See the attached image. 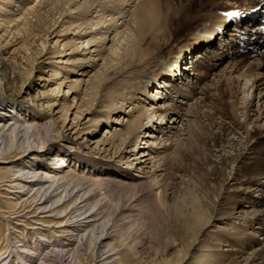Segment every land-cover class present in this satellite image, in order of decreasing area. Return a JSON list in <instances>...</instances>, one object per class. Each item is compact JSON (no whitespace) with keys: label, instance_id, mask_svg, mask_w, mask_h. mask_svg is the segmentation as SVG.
I'll list each match as a JSON object with an SVG mask.
<instances>
[{"label":"bare ground","instance_id":"1","mask_svg":"<svg viewBox=\"0 0 264 264\" xmlns=\"http://www.w3.org/2000/svg\"><path fill=\"white\" fill-rule=\"evenodd\" d=\"M226 1L229 2L225 3L224 0H37L38 4L36 3L37 5L26 11L24 15L14 16V20L9 22L0 21V30L15 32L16 36H20L21 29H26V26L32 23L29 19L31 15L36 21H42L44 14L41 12L44 8L41 5L45 2L50 3L45 11L46 16L56 8L69 10L65 13L61 12L63 17L60 31L63 32L64 29L72 31L70 34L73 42L78 44L71 54L66 55L69 57L55 63L80 66L84 60L94 56L104 60L96 74L93 72L89 80L83 78L87 77L88 71L82 70L83 72H79L81 78L70 82L71 85H68L66 91L62 90L67 86L65 80L52 90V92L58 91L63 98L68 96V99L75 94L72 103L76 104L75 109L78 110L74 113L72 124H69L71 120L67 121L70 106L66 107L62 102L59 104L58 99L50 106L51 110L55 106L61 107L62 111L65 109L62 116L65 117L63 127L65 126L66 130L63 129V136L59 133L57 136L64 138L62 141L71 145L66 146L68 150L75 148L79 134L87 124L92 123L91 125H97L95 128H98L102 117L115 115L112 124L105 132L106 139L90 142L97 145L95 149L99 150V154L102 151V153L110 152L116 147L119 156L130 154L128 159L132 161H128L127 168L117 167L111 162L96 164L95 170L98 173L95 172L94 181L91 182L97 183V186H106L116 180L114 183L131 185L139 180L132 175L135 169L144 176L141 178H151L158 172H166L165 162L171 161L175 164L178 158H181L180 150L184 151L183 149L187 148V142L190 136L192 137L191 128L194 122L191 119L200 115L208 121L206 128L202 127L201 131L206 137L205 141L213 148L212 158L208 160L209 165L220 174L224 171L227 173L232 165L224 181L221 184L216 182L217 186L220 185L218 190L220 193L226 190L225 187L229 190L233 189L235 193L231 201L223 200L222 210L225 216L223 221L248 219V222L256 225L255 232L264 237V168L260 165L264 164V124L259 125L260 120H264V111L260 110L262 113L258 114L257 120H254L251 107L253 93L257 92L260 95L262 92L264 95V42L253 44L257 49L256 52H250L246 56L238 55L237 42L241 39L240 32L247 31L244 26L246 23L234 26L232 32L225 38L213 40L217 31L225 26L222 12L240 9L244 13H250L257 6L262 5V1ZM231 1L233 2L230 3ZM0 3V13L3 14L7 12V6L12 5L13 2L0 0ZM210 3L212 4L209 5ZM68 16L75 20V23H68L65 20ZM67 23L68 27H66ZM57 33L60 34L55 32L54 35L58 36ZM246 35L249 36V33ZM60 36L63 38L64 35ZM88 37L90 40L87 39ZM78 41L80 42L77 43ZM70 44L65 43L63 47ZM55 45H60V42L57 41ZM40 46L45 52L47 46L45 39L40 42ZM81 48L82 50L78 52ZM222 49L226 50L227 55L221 51ZM77 52L79 57L73 55ZM230 55L237 61H234L235 63L229 61L228 67L225 66L217 71L226 58H231ZM210 65L213 67L210 68ZM93 68L97 70L96 67ZM113 73L116 74V80L121 79L116 82V87L113 85L107 88L109 83L112 84ZM52 76L56 80L61 79L57 73ZM209 79L210 82L206 83ZM191 81H196L197 86L194 92L191 91L192 94L187 90L192 84ZM203 83L206 84L202 86ZM83 86L86 87L84 90L86 96L79 102L76 93L81 91ZM165 92H168L169 96H165ZM197 94L199 100L197 98L196 101L188 104L187 100L191 101ZM91 99L94 101L90 102ZM98 103H102L100 110L95 108ZM184 105L188 106L183 107ZM86 107L88 108L83 109ZM59 112L62 113L57 111V114ZM93 114H96L98 119H91L89 115ZM169 114H172L170 121L166 119ZM33 116L34 114L31 115L26 110L14 108L11 110L4 107L0 109V165L8 164L7 170L11 174L1 190L15 209L33 211V225L26 229L35 231L33 232L35 236L37 234L48 243L51 238H48L45 229L60 230L58 236L65 237L66 243L65 246H60L61 254L54 256L52 254V257L61 256L60 260L65 262L71 259V263L76 259L78 264H84L82 251L85 243L92 244L97 230L107 225L105 199H99L92 187L83 188L81 179L73 175L71 168L74 167L85 170L89 168V172L94 169L80 158L83 152L78 150L80 155L76 156L72 151L62 150L56 142H54L56 145L54 143L47 145L41 129L46 130V134L50 132L53 134L56 124L54 121L43 124L38 117L32 119ZM226 119L229 122H226ZM152 122L158 126L151 127ZM125 127L126 130L123 131L122 128ZM144 130L146 134L141 145L131 148ZM95 131L97 132V129ZM91 133L93 131L88 134ZM53 141L56 139L53 138ZM118 141L120 143L117 145ZM107 146L110 148L106 149ZM251 155L256 157L252 164L247 165L246 160ZM242 165L244 174L247 172L248 177L245 176L246 174L238 175ZM138 166L141 167L136 168ZM176 178L180 179L181 176L177 175ZM260 196L263 197L259 200ZM243 201L252 204L256 210L253 216L244 210L235 213L237 209L242 208L240 204ZM15 232L19 234L18 247L11 249L8 244L3 247L0 239V258L10 251L19 258L20 263L26 264L30 261H25V255L28 252L30 255L39 252V246L30 247L21 240L27 237L24 236L26 231ZM53 232L52 236L55 230ZM10 237L12 236L7 235L5 242H9ZM103 240L106 239L102 238L101 244H104ZM251 241V246L264 245V238L262 243L259 239ZM54 248L53 246L51 253L55 252ZM100 248H103V245ZM111 251L108 250L100 256V264L114 263ZM255 253L253 261L264 256V248L262 247L259 253ZM5 259L1 260L0 264H3ZM47 263L56 264L54 259L48 260Z\"/></svg>","mask_w":264,"mask_h":264},{"label":"rangeland","instance_id":"2","mask_svg":"<svg viewBox=\"0 0 264 264\" xmlns=\"http://www.w3.org/2000/svg\"><path fill=\"white\" fill-rule=\"evenodd\" d=\"M10 1L13 3L7 6V12L0 13L1 22L14 20V16H22L26 11L38 4L37 0ZM18 1L21 2L17 3ZM224 2L228 3L229 1L224 0ZM49 4L45 2L41 5L44 8L41 12L44 14L41 18L42 21H36L35 18L33 19V15H31L29 19L30 21L32 20V23L26 26V29H21L20 36H16L15 32L0 30V109L4 107L5 109L11 110L14 108L29 111V114H34L32 119L38 117V120L43 124H47L48 122L50 124L54 121L56 126L53 134L51 132V134H46V130L41 129L47 145L56 142L62 150L72 151L76 156L80 155L77 152L80 150L83 152V156L80 158H82L84 163L91 166L90 168L93 166L94 169L90 172L89 168L86 170L76 167L71 168L73 175L81 179L83 188L91 189L90 187H92L93 192L99 196V199H105L104 211L107 225L105 228H99L97 230L92 244L85 243L82 251L84 254L82 257L83 263L100 264V256L112 249L113 251L110 253L113 255V264H264V256L253 261L255 252L259 253L262 247L264 248L263 244L256 247L254 245L251 246L252 239H259L261 241L260 243H262L264 238L255 232L256 225L248 222V219L239 221H236V219H227L223 221L225 217L222 210L223 200L234 199L235 193L233 189L229 190L226 187V190L220 193L218 191L220 185L217 186L216 182L221 184L224 181L232 165L230 167L227 165V168L229 167L227 173L224 171L221 174L216 173L213 167L209 165L208 160L212 158L211 151H213V148L205 141L206 137H204L201 131L202 127L206 128L208 121L200 115L195 119H191L194 122L191 128L192 137L189 135L190 139L187 142V148L183 149L184 151L180 150L181 158L179 157L175 164L174 162L171 163V161L165 162L166 172H158L151 178H141L144 176L140 174L138 169H135L132 171V175H135V178L139 180L131 185L114 183L116 180L113 183H108L106 186H97V183L91 182V180L94 181L93 176L96 172V164L100 162H103V164L111 162L117 167L127 168L128 161L131 160L128 159L130 154L119 156L117 154L119 150L116 147L112 148L110 152L102 153V151L99 154V150L95 149L97 145L91 144L90 142L91 140L94 143L106 139L105 136L107 134L105 132L110 127V124H112V119L115 116L113 114L102 117L98 128H95L97 125H91L92 123L87 124L85 129L79 134L77 145H75L73 150H68L66 146L70 144H66V142L62 141L64 138L57 136L58 133L63 136V131L66 130L64 129L65 126L63 127L65 117L62 116L65 113V109L62 111L61 107L58 108V106H55L51 110L50 106L57 99L59 104L62 102V104H66V107L70 106L67 120L68 122L71 120L69 124H72L75 118L74 113L78 109H75L76 104L73 105L72 103L75 94L68 99V96L63 98L58 94V91L52 92V90H55L58 84L65 80L64 82L67 83V86H64L62 90L66 91L68 85H71L70 82L81 78L79 72L82 70L88 71L89 74L87 77L83 78L89 80L94 73L96 74L104 60H100V58L98 59V57L94 56V58L89 57V60L92 59L90 62L88 59V61L84 60L80 66H68L69 64L55 63L58 60H65L69 57L66 55L71 54L78 44L73 42L72 34H70L72 31L65 29L63 32L60 31L62 30L60 25L63 17L61 12L63 11L65 13L69 10L66 8H56V10H51L46 16L45 11ZM65 20L68 23H75V20L70 19L69 16ZM68 23L66 27L69 26ZM181 24L183 25V22ZM51 31L52 34H50ZM55 32H60V34L57 33L58 36H56V34L54 35ZM62 34L64 36L60 38ZM44 39L47 43L45 52H43L40 46V42ZM87 39L90 40V37ZM57 41L60 42V45H55ZM65 43L71 44L70 46L63 47ZM81 50L82 48L78 52ZM78 52L73 55L79 57ZM95 55L97 56L96 53ZM229 61L235 63L237 59L232 57L226 58L217 71L225 66L228 67L230 65ZM217 62L215 61V63ZM209 67L212 68L213 65ZM190 69L192 70V68ZM56 73L61 79L56 80L52 76L56 75ZM113 78H117L114 73L112 74ZM114 79L112 84L109 83L107 85V88H111L113 85L116 87V82L121 78ZM207 82H210V79ZM191 83V88L187 87V90L192 94L197 86L196 81H191ZM206 83H203L202 86ZM85 89L86 87L83 86L82 90L76 93L78 101L80 100L79 102L83 101V98L85 99ZM164 95L169 96V93L165 92ZM252 95V116L254 120H257L258 114L262 113L260 110L264 111V95H262V92L260 95L257 92ZM197 98L198 94L191 101L187 100L188 104L189 102L193 103ZM93 101L92 99L90 100V102ZM101 104L98 103L95 108L100 110ZM186 106L188 105H184L183 107ZM57 111H61L62 113L60 114L59 112L57 114ZM89 116L93 120L98 119L96 118V114ZM170 117H172V114H169L166 119L169 120ZM226 122L229 121L227 120ZM262 124H264V120L261 119L259 125ZM152 126L158 125L152 122ZM95 129H97V132ZM122 130L125 131L126 127L122 128ZM91 131L93 133L91 135L88 134ZM145 134L146 131L144 130L140 138L137 139L131 148L139 147L143 142L142 139ZM53 138L56 141H53ZM56 143L54 144L56 145ZM119 143L118 141L116 144L118 145ZM85 146L87 148H84ZM109 148L110 146L106 147V149ZM122 150L123 148H121ZM255 157L254 155L249 156L246 164H252ZM260 165H263L264 168V164ZM7 167L8 164L0 165V239H2L3 247L7 244L11 249L18 247L19 243L17 241L19 234L15 231L17 230L22 233L26 231L27 233L24 236L27 237L21 240L30 247L38 245V250L40 249L39 252L33 255H30L29 252L25 255V261H30L28 263L26 262V264H46L50 259H54L56 264H78L76 259L71 263V259L65 262L60 260L61 256L52 257L55 254L60 255V246H65L64 244L66 243L65 237L58 236L60 235L59 229L54 228V237L52 236V233H54L53 228H44V232L48 238H51V241L48 243L47 240L40 238L37 234L35 236L33 234L35 231L26 229V227L33 225V211L28 212L27 209H15L12 206V202L6 198L4 191L1 190L3 189L4 182L11 177ZM140 167L138 166L136 168ZM241 167L242 169L237 174H242V176L246 174L245 176L248 177L247 172L244 174V166L242 165ZM177 175L181 176V178L177 179ZM261 197L263 196H260L259 200ZM240 205L242 208L237 209L235 213L244 210L251 216L255 214L256 210L248 201H243ZM12 214L16 215L12 216ZM17 223L23 226H18ZM7 235L17 239L15 240L10 237V241L5 242ZM102 238L106 239L103 240L104 244H101ZM102 245L103 248H100ZM53 246L55 247V252L51 253ZM13 255L8 251L0 258V261L6 258L4 262L6 264L9 262L10 264H22L19 258Z\"/></svg>","mask_w":264,"mask_h":264}]
</instances>
